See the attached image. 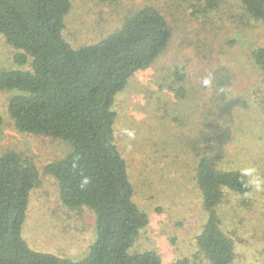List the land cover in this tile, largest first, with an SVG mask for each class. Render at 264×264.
<instances>
[{"label": "rangeland", "instance_id": "374dc122", "mask_svg": "<svg viewBox=\"0 0 264 264\" xmlns=\"http://www.w3.org/2000/svg\"><path fill=\"white\" fill-rule=\"evenodd\" d=\"M64 36L74 48L92 44L118 28L144 5L167 18V48L153 63L129 77L114 98V131L126 161L133 201L146 213L129 251L155 250L162 264L186 259L211 264L197 244L207 219L190 143L203 136L205 119L215 111L218 76L231 75L226 91L240 103L223 115L230 127L218 169H237L251 184L246 194L225 190L216 206L219 227L231 240L229 264H260L264 250V80L251 53L264 47V24L247 16L239 0H222L216 10L203 0H71ZM16 50L0 34V69L18 65ZM184 71L186 96L174 91V72ZM14 90H0V155L13 150L37 169L22 234L35 250L81 260L94 242L95 215L87 207L69 208L59 198L55 178L45 165L62 158L70 145L45 134L18 131L8 102ZM202 143H199L200 147Z\"/></svg>", "mask_w": 264, "mask_h": 264}, {"label": "trees", "instance_id": "16d2710c", "mask_svg": "<svg viewBox=\"0 0 264 264\" xmlns=\"http://www.w3.org/2000/svg\"><path fill=\"white\" fill-rule=\"evenodd\" d=\"M216 10L222 0H203ZM244 13L264 24V0H239ZM71 0H0V34L16 50L18 65L0 69V90L16 91L8 102L13 126L22 133L45 134L70 145L44 171L57 181L59 198L69 208L87 207L95 215V240L86 257L73 260L31 248L22 234L36 167L13 150L0 155V264H162L153 249L129 251L147 215L133 201L126 161L114 131V98L130 76L149 67L165 51L170 25L154 5H144L92 44L74 48L64 36ZM264 80V47L251 53ZM184 71L174 72L175 92L186 96ZM231 75L218 76L215 111L205 119L203 136L190 143L197 187L207 219L197 244L211 264H229L231 240L219 227L216 206L225 190L246 194L248 177L237 169H218L230 115L240 98L227 95ZM2 117L0 115V125ZM202 143L199 147L198 144ZM172 264H189L177 259ZM260 264H264L263 260Z\"/></svg>", "mask_w": 264, "mask_h": 264}]
</instances>
